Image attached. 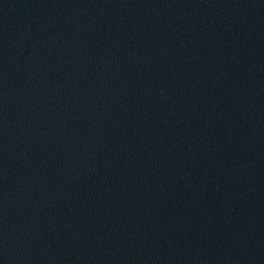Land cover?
<instances>
[{
    "label": "water",
    "instance_id": "95a60500",
    "mask_svg": "<svg viewBox=\"0 0 264 264\" xmlns=\"http://www.w3.org/2000/svg\"><path fill=\"white\" fill-rule=\"evenodd\" d=\"M0 264H197L61 0H0Z\"/></svg>",
    "mask_w": 264,
    "mask_h": 264
}]
</instances>
